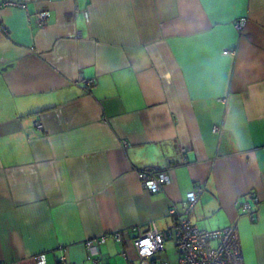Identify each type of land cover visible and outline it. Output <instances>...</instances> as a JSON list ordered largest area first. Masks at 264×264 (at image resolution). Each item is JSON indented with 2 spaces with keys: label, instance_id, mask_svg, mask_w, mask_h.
I'll return each mask as SVG.
<instances>
[{
  "label": "crops",
  "instance_id": "obj_1",
  "mask_svg": "<svg viewBox=\"0 0 264 264\" xmlns=\"http://www.w3.org/2000/svg\"><path fill=\"white\" fill-rule=\"evenodd\" d=\"M17 1L0 10V264H137L132 228L164 232L197 186L198 227L235 223L264 264V0ZM144 169L169 183L150 194Z\"/></svg>",
  "mask_w": 264,
  "mask_h": 264
},
{
  "label": "built area",
  "instance_id": "obj_2",
  "mask_svg": "<svg viewBox=\"0 0 264 264\" xmlns=\"http://www.w3.org/2000/svg\"><path fill=\"white\" fill-rule=\"evenodd\" d=\"M4 7H20L27 9L25 2L17 0H4L0 2V10ZM75 12H79L76 7ZM84 17L87 12L83 11ZM50 13L47 10L36 12L35 22L38 26H45L48 22ZM1 21V20H0ZM246 22V18H240L234 23L235 29L241 32ZM0 28L3 27L0 24ZM236 49L230 48L223 50L225 54H235ZM93 81H87L92 84ZM34 126L41 128L38 121L34 122ZM214 131H218L219 127H213ZM184 152V149H182ZM139 179L144 189L150 194L156 193L169 183L170 176L166 169L161 170H140L138 172ZM203 186L188 191L181 202V211H178L174 205L169 208V213L175 217L173 224L161 232L157 229L153 222H148L145 227L140 225L134 226L132 231L134 236L131 245L135 252L137 264H244L241 242L238 228L235 223H231L223 228L208 230L198 227L194 219L195 206L199 195L203 192ZM250 198L256 200V192L250 190L248 193ZM240 206L244 212H249L251 205L248 200L240 202ZM112 238L120 242L122 233L114 232ZM107 236L103 235L98 238H92L85 241V249L87 251V259L92 263H96V250L99 244L105 242ZM167 239H173L177 253L175 261H170L160 257V253L164 250V243ZM126 258V253H121ZM38 264L44 263L42 254L36 257ZM60 264H78L60 258Z\"/></svg>",
  "mask_w": 264,
  "mask_h": 264
},
{
  "label": "rangeland",
  "instance_id": "obj_3",
  "mask_svg": "<svg viewBox=\"0 0 264 264\" xmlns=\"http://www.w3.org/2000/svg\"><path fill=\"white\" fill-rule=\"evenodd\" d=\"M164 249L165 251L160 253L161 258H167L166 254L168 255V258H171L173 253H175V246L173 239H167L164 243Z\"/></svg>",
  "mask_w": 264,
  "mask_h": 264
},
{
  "label": "trees",
  "instance_id": "obj_4",
  "mask_svg": "<svg viewBox=\"0 0 264 264\" xmlns=\"http://www.w3.org/2000/svg\"><path fill=\"white\" fill-rule=\"evenodd\" d=\"M155 171H157V170H155Z\"/></svg>",
  "mask_w": 264,
  "mask_h": 264
}]
</instances>
